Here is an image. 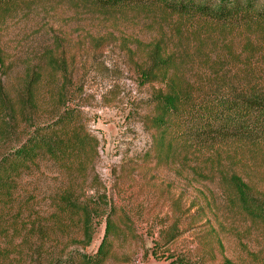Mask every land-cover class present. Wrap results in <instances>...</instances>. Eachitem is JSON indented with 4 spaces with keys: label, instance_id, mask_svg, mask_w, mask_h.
<instances>
[{
    "label": "rangeland",
    "instance_id": "1",
    "mask_svg": "<svg viewBox=\"0 0 264 264\" xmlns=\"http://www.w3.org/2000/svg\"><path fill=\"white\" fill-rule=\"evenodd\" d=\"M156 49L173 65L145 76ZM0 59V158L65 106L70 136L88 138L65 157L41 153L0 194V264H87L106 220L102 264H264V221L227 181L264 196V145L195 146L174 128L163 141L150 121L171 80L196 100L264 89V29L151 2L14 0L0 8ZM65 196L90 210L89 240Z\"/></svg>",
    "mask_w": 264,
    "mask_h": 264
},
{
    "label": "trees",
    "instance_id": "2",
    "mask_svg": "<svg viewBox=\"0 0 264 264\" xmlns=\"http://www.w3.org/2000/svg\"><path fill=\"white\" fill-rule=\"evenodd\" d=\"M14 0H0V8ZM109 7H121L145 2L158 3L170 12L187 17H199L213 24L246 26L264 29V0H104ZM2 60L0 59V64ZM173 60L156 49L152 62L145 72L156 71L168 75ZM155 113L151 124L158 131L160 140L175 129L174 136L186 144L215 147L239 144L260 148L264 145V89L248 87L240 93L215 94L209 99H195L190 91L183 90L171 80L167 90L154 96ZM64 102H62V105ZM75 110L68 106L46 127L38 128L19 146L0 158V194L8 190L14 176L26 164L41 153L52 158L65 157L73 150V142L84 146L86 136L71 137L69 130L75 119ZM43 133V134H42ZM174 136L172 138H174ZM218 148V147H217ZM215 148V151H218ZM237 204L251 219L264 221V196H259L252 186L238 174L227 175ZM64 202L68 208L80 213L84 235L90 238L91 213L88 207H79L69 197ZM112 224L106 220L103 237L93 256L82 254L87 264H102L108 255V235ZM230 264V262H228ZM168 264H190L181 258H173Z\"/></svg>",
    "mask_w": 264,
    "mask_h": 264
}]
</instances>
